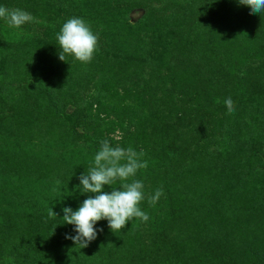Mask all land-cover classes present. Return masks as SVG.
Here are the masks:
<instances>
[{"label":"rangeland","instance_id":"374dc122","mask_svg":"<svg viewBox=\"0 0 264 264\" xmlns=\"http://www.w3.org/2000/svg\"><path fill=\"white\" fill-rule=\"evenodd\" d=\"M0 6L34 17L0 19V264H264V14L238 0ZM71 17L99 35L90 63L59 59ZM103 139L145 153L136 178L164 195L142 202L147 222L100 221L80 249L63 208L88 198L79 177Z\"/></svg>","mask_w":264,"mask_h":264},{"label":"clouds","instance_id":"9594fccd","mask_svg":"<svg viewBox=\"0 0 264 264\" xmlns=\"http://www.w3.org/2000/svg\"><path fill=\"white\" fill-rule=\"evenodd\" d=\"M238 2L249 7L253 14H264V0ZM0 19L16 29L34 21L29 12L5 6H0ZM56 40L61 49V61H66V57L71 56L83 64L90 63L99 48V35L88 22L79 17L67 19L57 33ZM224 104L229 115L235 112V104L230 96L224 100ZM116 138L118 139V133ZM144 155L145 153L137 152L131 146H113L109 139L100 141L99 149L89 162V167L79 177L80 189L84 194H88V198L75 211L71 207L63 208L64 224L74 225L76 233L74 236L66 234V239L83 249L97 239L96 225L100 221L106 220L109 229L115 233L127 227L133 219L142 222L149 220L141 204L147 199L149 205L154 206L164 195V190L161 186L146 197L143 181L136 178L141 169L148 167V162L142 159ZM56 183L59 184L60 181ZM117 184L119 187H114ZM105 186L111 191H105ZM57 216V213L49 209L48 218ZM99 232H103V228H100Z\"/></svg>","mask_w":264,"mask_h":264}]
</instances>
